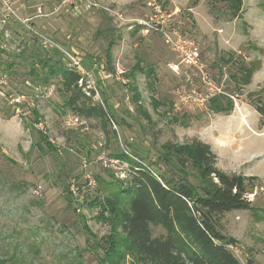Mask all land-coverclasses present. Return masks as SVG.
<instances>
[{
  "label": "rangeland",
  "instance_id": "1",
  "mask_svg": "<svg viewBox=\"0 0 264 264\" xmlns=\"http://www.w3.org/2000/svg\"><path fill=\"white\" fill-rule=\"evenodd\" d=\"M9 1L13 14L0 0V259L115 264L105 257L112 209L104 183L126 180L141 162L155 174L185 173L198 186L193 163L174 150L199 139L216 154L217 168L252 176L249 207L217 215L214 223L236 240L228 248L241 263L264 264V123L255 110L264 105V0H242L236 18L229 0H156L171 13L172 28L198 48L197 67L179 63L161 33L141 34L151 0ZM31 49L67 68L64 51L81 59L92 74L83 83L110 113L107 133L98 119L78 115L79 124H66L76 113L62 105L67 95L57 90L59 78L42 82L46 68ZM256 60L260 69L240 84L242 67ZM116 64L125 71L120 77ZM203 73L231 98L229 114L181 100L191 89L203 90ZM100 157L116 159V169ZM150 228L153 236L165 234Z\"/></svg>",
  "mask_w": 264,
  "mask_h": 264
},
{
  "label": "trees",
  "instance_id": "2",
  "mask_svg": "<svg viewBox=\"0 0 264 264\" xmlns=\"http://www.w3.org/2000/svg\"><path fill=\"white\" fill-rule=\"evenodd\" d=\"M241 1L229 0L232 18H236ZM112 45L110 42L107 47L108 62ZM32 51L30 56L38 57L40 67L46 68L42 82L59 78L57 90L67 95L63 107L84 119H98L107 133L110 113L103 103L93 101L94 90L86 88L83 82L79 84L80 75L61 65L59 60L51 61V57H39ZM260 66L261 61L256 60L242 67L237 81L249 84ZM134 68L138 69V64ZM208 107L214 113L227 115L233 110V102L228 95L221 94L210 98ZM255 110L264 123V105L255 106ZM174 152L176 158L189 157L200 180L198 186L191 184L185 173L177 177L155 174L150 165L141 162L131 165L126 180L103 182L108 192L106 202L112 209L105 257L115 264L126 258L139 264H251L250 261L241 263L235 257L228 246L236 240L217 229L214 217L249 207L247 180L252 176L226 173L217 168L216 154L208 143L199 139L180 145ZM151 224L160 226L165 234L153 236ZM0 264L17 263L0 259Z\"/></svg>",
  "mask_w": 264,
  "mask_h": 264
},
{
  "label": "built area",
  "instance_id": "3",
  "mask_svg": "<svg viewBox=\"0 0 264 264\" xmlns=\"http://www.w3.org/2000/svg\"><path fill=\"white\" fill-rule=\"evenodd\" d=\"M89 1V0H86ZM3 5L5 10L13 14L14 9L9 0H3ZM92 5H95L92 3ZM149 12L145 19L139 21L140 32L143 35L152 32H159L163 35L165 43L171 45L174 50L179 54V63L187 67H197L199 65L200 53L198 48L193 44L187 42L183 39L175 29L172 28L173 25L170 23L171 13L167 12L156 0H151L148 3ZM170 32V33H169ZM69 63V68L76 71L80 75L79 84H81L85 78L91 79L92 74L88 69H86L79 57L71 56L64 51ZM175 68L178 66L175 65ZM124 69L121 65L116 64L114 66V75L120 77L124 74ZM3 80H0L2 82ZM201 81L203 82V90L191 89L190 93L182 94L181 100L183 102L195 103L197 105L206 104L210 98L217 95H227L225 93L222 85L215 83L212 79L208 77L206 73H203L201 76ZM45 92L51 94L53 92L52 87L46 88ZM66 124L68 126H74L80 123V118L76 115H69L66 117ZM101 164L106 168L116 169V159H109L106 157H100ZM84 166L87 165V162L84 161ZM88 180L89 184L92 181L91 176L88 174L84 175Z\"/></svg>",
  "mask_w": 264,
  "mask_h": 264
},
{
  "label": "crops",
  "instance_id": "4",
  "mask_svg": "<svg viewBox=\"0 0 264 264\" xmlns=\"http://www.w3.org/2000/svg\"><path fill=\"white\" fill-rule=\"evenodd\" d=\"M247 112H248V110H247L245 107H242V108H241V114H242V115H246ZM250 176H251V175H250Z\"/></svg>",
  "mask_w": 264,
  "mask_h": 264
}]
</instances>
